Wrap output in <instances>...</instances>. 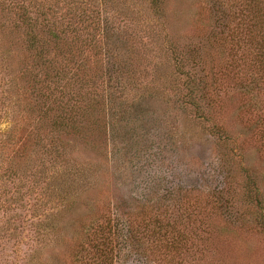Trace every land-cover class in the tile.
Wrapping results in <instances>:
<instances>
[{
    "label": "rangeland",
    "instance_id": "obj_1",
    "mask_svg": "<svg viewBox=\"0 0 264 264\" xmlns=\"http://www.w3.org/2000/svg\"><path fill=\"white\" fill-rule=\"evenodd\" d=\"M151 1L0 0V264H264V28Z\"/></svg>",
    "mask_w": 264,
    "mask_h": 264
},
{
    "label": "trees",
    "instance_id": "obj_2",
    "mask_svg": "<svg viewBox=\"0 0 264 264\" xmlns=\"http://www.w3.org/2000/svg\"><path fill=\"white\" fill-rule=\"evenodd\" d=\"M152 1H151L152 5L158 6L159 0H152ZM237 2L240 4L238 8H239V13H241L242 17L246 16L247 21L253 22V24H255L256 27L264 28V0H246L241 2L238 0ZM242 26L243 24L241 25V28ZM246 26H247L246 29L243 26L242 33H239L240 35L237 38V40L235 39V36H233L232 34L230 36V40H232L233 42L236 40V44L241 43L239 40H242L245 43H249V36L246 30L250 26H248V24H246ZM235 35L237 36L238 33H235ZM263 40L264 39H262V42Z\"/></svg>",
    "mask_w": 264,
    "mask_h": 264
}]
</instances>
